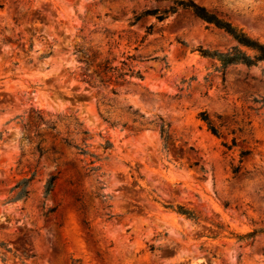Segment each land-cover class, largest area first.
Here are the masks:
<instances>
[{"label":"rangeland","instance_id":"1","mask_svg":"<svg viewBox=\"0 0 264 264\" xmlns=\"http://www.w3.org/2000/svg\"><path fill=\"white\" fill-rule=\"evenodd\" d=\"M173 1L0 0V244L12 251L0 264H264V234L234 238L264 229V65L228 68L223 81L198 50L236 42L187 11L131 25ZM190 1L264 44V0ZM103 61L144 80L102 85ZM36 113L55 130H35ZM33 175L28 198L13 201Z\"/></svg>","mask_w":264,"mask_h":264},{"label":"trees","instance_id":"2","mask_svg":"<svg viewBox=\"0 0 264 264\" xmlns=\"http://www.w3.org/2000/svg\"><path fill=\"white\" fill-rule=\"evenodd\" d=\"M1 8L2 6L0 4V9ZM178 11L190 12L193 15V17H195L196 19L202 21L207 25L213 26L214 28L220 31H223L225 34H227L236 42V47L231 48L225 53L219 51L203 50V49L198 50L202 58L208 59L215 63V65L213 66L214 73L220 74L223 81L225 77V72L228 68L242 66L249 70L251 68L258 67L259 65H264V44L259 43L257 40L251 39L250 37L242 33L240 30L234 28L230 23L225 22L222 19H219L214 14L208 12L205 8L196 5L194 2L190 0H175L173 1V6L171 8L162 12L145 11L143 13L134 15L131 21V25H135L139 23L142 19H147L149 17L155 18L156 24L163 23L168 18L169 15H174ZM153 29H154V25L147 27L146 35H150ZM77 54H82V56H84V53L81 51H78ZM90 58H89L90 59L89 62L91 61V63H93L95 57L91 56ZM137 59L139 58L128 57L126 61L133 62L136 61ZM84 63L86 65H89L88 62H84ZM121 64H122V68L118 69L116 67H113L112 63L109 61H103L101 63H97L95 65L96 71L93 73V75H96L99 78V83L102 85L105 83L106 79L107 82H112L116 86L129 85L133 80H135L136 82H142L144 80L142 71L135 70L129 67L125 62ZM86 78L92 79V76H88ZM261 103L264 104V100L261 101ZM129 110H131V108H129ZM198 119L203 124H205L207 131L212 136L218 139L221 138V132L214 125V123L212 122V120L210 119L209 115L206 112L200 113L198 115ZM30 122L33 123L35 130L39 128L41 125L44 126L42 128L43 131L55 130V127L53 125H49L48 123H45L42 117L37 113L34 115V117H30ZM155 128L159 132L160 138L163 141L164 146L166 147V143L167 141H169L168 125H166L164 122H161L159 125H156ZM82 135L87 136V132L84 131ZM63 144L67 147L74 148L77 151L78 155L88 156L87 152L84 149H81L77 146H72L71 143L67 140H63ZM223 147L227 151H231L233 148L236 147L235 139L231 141L230 145L223 144ZM111 148L112 146L109 142H106L103 145L104 151L110 150ZM49 151L52 152L53 154L57 153L54 147H51ZM35 152L39 155V157H42L47 153V151H43L40 148V144L36 145ZM249 154H250L249 152H241L240 158H243L244 156H248ZM90 157L93 158L94 161L90 162L89 165L91 167L87 169V173L96 174L99 171V167H96L95 164H97L99 160L96 157L93 156ZM239 173H240L239 167L232 168V174L234 177H237ZM33 178L34 175L30 179L23 180L22 182H20L15 186L13 191H16L17 194L14 197L13 201L25 200L28 198L29 195L28 188ZM55 179H56L55 177H51L44 185L43 188L44 197L53 192ZM99 198L105 199L106 197L101 195L99 196ZM173 211L177 215L182 216L188 220L191 221L197 220L193 212L188 211L183 207L178 206ZM262 234H264V229H257L242 236H235L234 238L237 240V242L244 243V242H251L255 239L256 236ZM0 250H3L5 254L12 253V251L8 249V247L4 244H0ZM14 256L16 257L17 255L14 254ZM2 259L4 261V258Z\"/></svg>","mask_w":264,"mask_h":264}]
</instances>
